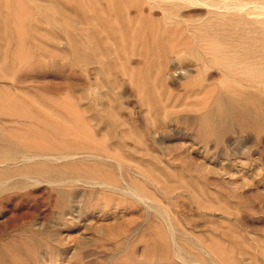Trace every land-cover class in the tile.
<instances>
[{"label":"rangeland","instance_id":"obj_1","mask_svg":"<svg viewBox=\"0 0 264 264\" xmlns=\"http://www.w3.org/2000/svg\"><path fill=\"white\" fill-rule=\"evenodd\" d=\"M0 264H264V0H0Z\"/></svg>","mask_w":264,"mask_h":264},{"label":"bare ground","instance_id":"obj_2","mask_svg":"<svg viewBox=\"0 0 264 264\" xmlns=\"http://www.w3.org/2000/svg\"><path fill=\"white\" fill-rule=\"evenodd\" d=\"M229 113L232 114L233 117L238 118L244 124L251 122L250 110L247 106H237L232 108ZM211 117H214L212 120L214 123L218 122V117L215 115H211ZM259 123H261V119L259 120Z\"/></svg>","mask_w":264,"mask_h":264}]
</instances>
